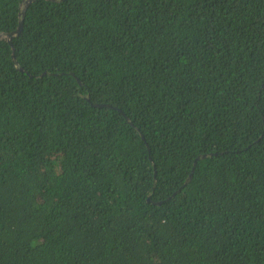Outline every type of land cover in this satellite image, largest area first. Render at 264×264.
Listing matches in <instances>:
<instances>
[{
  "label": "trees",
  "instance_id": "trees-1",
  "mask_svg": "<svg viewBox=\"0 0 264 264\" xmlns=\"http://www.w3.org/2000/svg\"><path fill=\"white\" fill-rule=\"evenodd\" d=\"M13 46L0 264H264V0H33Z\"/></svg>",
  "mask_w": 264,
  "mask_h": 264
},
{
  "label": "water",
  "instance_id": "water-1",
  "mask_svg": "<svg viewBox=\"0 0 264 264\" xmlns=\"http://www.w3.org/2000/svg\"><path fill=\"white\" fill-rule=\"evenodd\" d=\"M32 1L33 0H26L25 1L26 7L24 9H22V11L20 12L21 20L19 22L20 23L19 27L15 31L4 33V34H0V40H7L13 46V39L16 36L20 35V33L22 31V28H23V18L25 16L26 9H27V7L30 5V3ZM50 1H57V0H50ZM13 56L15 57L14 46H13Z\"/></svg>",
  "mask_w": 264,
  "mask_h": 264
},
{
  "label": "clouds",
  "instance_id": "clouds-1",
  "mask_svg": "<svg viewBox=\"0 0 264 264\" xmlns=\"http://www.w3.org/2000/svg\"><path fill=\"white\" fill-rule=\"evenodd\" d=\"M6 33V32H5ZM2 34H4V33H2Z\"/></svg>",
  "mask_w": 264,
  "mask_h": 264
}]
</instances>
